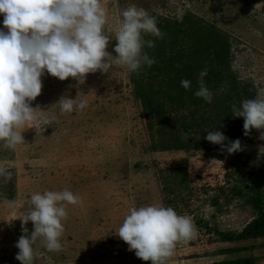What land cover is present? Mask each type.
Returning a JSON list of instances; mask_svg holds the SVG:
<instances>
[{
  "label": "rangeland",
  "instance_id": "374dc122",
  "mask_svg": "<svg viewBox=\"0 0 264 264\" xmlns=\"http://www.w3.org/2000/svg\"><path fill=\"white\" fill-rule=\"evenodd\" d=\"M100 5L106 14L105 32L113 38L129 6L155 18L161 37L143 34L145 41L154 43L143 47L150 58L168 42L165 20L179 23L191 15L214 26L227 37L230 71L239 88L249 99L264 96V0H100ZM176 42L178 48L200 45L198 39ZM115 44L110 38L107 51L112 55ZM173 54L168 51L163 64L152 58L155 63L136 72L114 66L109 73H89L82 84L45 72L41 94L30 102L36 120L18 130L24 142L6 148L0 141V168L11 174L10 179L0 176V264H20L15 259V244L22 235L19 218L30 211L31 195L65 189L79 199L65 205L61 250L50 252L38 240L32 264H150L129 251L117 235L129 209L148 204L172 207L195 226L194 237L177 242L165 264L249 258L264 264V237L235 242L220 237L239 234L255 218V209L246 203L250 194L245 179L264 173V129L253 128L245 135L243 118L233 117V107L229 109L235 99L224 100V88L211 92V103L196 97L204 70L190 78L187 70L184 74L176 69L182 60L170 59ZM182 79L195 85L192 108L212 120L204 125L221 131L227 137L225 145L239 139L240 151L228 154L221 145L195 142L187 150L154 147L158 126L145 117L135 88L182 89ZM216 94L223 97L218 100ZM63 96L84 100L87 106L61 113L58 101ZM226 119L231 121L226 124ZM24 227L28 234L33 230L30 221Z\"/></svg>",
  "mask_w": 264,
  "mask_h": 264
},
{
  "label": "clouds",
  "instance_id": "9594fccd",
  "mask_svg": "<svg viewBox=\"0 0 264 264\" xmlns=\"http://www.w3.org/2000/svg\"><path fill=\"white\" fill-rule=\"evenodd\" d=\"M0 15V141L6 148L23 143L18 130L36 120L30 102L41 94L45 72L61 81L71 77L81 84L87 74L109 73L114 66L136 72L142 65L155 63L143 52L145 44L154 47L143 34L161 37L155 18L135 6L122 11L114 38L106 34V14L100 0H0ZM110 38L116 41V55L107 51ZM206 71L201 72L194 95L211 103L212 93L203 83ZM180 84L187 90L191 82L182 79ZM58 103L61 113L87 106L86 101L68 96ZM232 111L233 117L243 118L245 135L253 128L264 129V96L246 99L239 108L233 105ZM205 139L221 145L228 154L241 150L239 139L225 145L227 137L219 130L209 131ZM0 176L10 179L11 174L0 168ZM78 199L67 189L31 195L30 211L19 218L22 235L15 244L19 250L15 259L20 264H32L33 245L38 240L50 252L61 250L65 205L76 204ZM29 221L33 224L30 234L24 227ZM117 235L137 258L165 264L177 242L194 237L195 226L191 218L177 214L172 207L148 204L129 209Z\"/></svg>",
  "mask_w": 264,
  "mask_h": 264
},
{
  "label": "trees",
  "instance_id": "16d2710c",
  "mask_svg": "<svg viewBox=\"0 0 264 264\" xmlns=\"http://www.w3.org/2000/svg\"><path fill=\"white\" fill-rule=\"evenodd\" d=\"M164 23L165 25L163 24L162 26H164L165 32L168 34V42L159 45V54L156 51L153 52L152 58L163 64L168 51L174 52L170 59L176 60V57H178L182 60V64L176 69L184 74H186L185 71L187 70L190 78L193 73L197 74L199 70L206 69V87L212 93L218 91L219 88H224L226 93L224 94V100L235 99V102L229 103V109L233 105L239 108L240 102L245 98L249 99L246 91L239 88L230 71V46L227 37L222 32L191 15L183 17L179 23L168 20H165ZM178 39L185 42L198 39L200 45L199 47L191 48L188 46L184 47L183 44L179 46L181 48H178L176 46ZM155 76L153 73L152 77ZM222 83H225V87H220ZM150 87L137 86L135 88V97L140 101L147 120L155 122L158 126L157 138L153 140L154 143L157 141L154 144L156 149L163 151L176 150V148L187 150L193 145L192 142L203 146L211 143L205 137L212 129H208L204 123L212 120L206 119L203 114H199L196 112L197 110H194L195 108H192V100L195 98L192 91H195L194 84L190 85L187 90L184 88H173L163 92H154ZM221 97L223 95L217 96L216 94L218 100ZM193 107L195 106L193 105ZM225 109H228V106ZM229 120L231 121V119H226L227 122L224 123L228 124ZM241 124H238V126ZM181 134L184 135V138L181 137ZM245 180L249 182V187L246 186L250 194L246 199V203L255 209V218L239 234L227 233L220 235L221 240L224 242L255 240L264 237V173L261 176L252 175ZM220 264L255 263L249 258Z\"/></svg>",
  "mask_w": 264,
  "mask_h": 264
}]
</instances>
